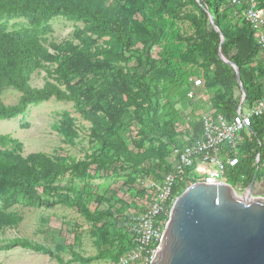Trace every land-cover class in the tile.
I'll list each match as a JSON object with an SVG mask.
<instances>
[{
	"label": "trees",
	"instance_id": "1",
	"mask_svg": "<svg viewBox=\"0 0 264 264\" xmlns=\"http://www.w3.org/2000/svg\"><path fill=\"white\" fill-rule=\"evenodd\" d=\"M226 2L0 0V120L15 118L26 113L31 104L51 98L70 100L92 124L95 140L88 158L77 160L44 152L24 156L18 139L0 135V232L9 227L13 218L6 211L21 200L45 208L73 207L96 227L105 226L104 220L116 214L130 218L131 215H124L122 205L126 202L118 191L111 193L114 203L93 212L77 192V196L70 191L44 196L40 190H48L67 173L83 179L122 174L165 177L172 172L177 158L173 163L167 161L164 147L173 152L175 147L182 148L202 136L201 117H194L188 132L182 128L180 112L174 110L176 103L193 104L196 100L189 96L193 73L186 69L188 65L204 68V86L210 94L213 113L231 117L242 101L236 95L240 85L235 68L224 58L239 67L247 104L264 96V70L255 32L244 21L231 22L229 13L233 10ZM187 5L195 12L184 11ZM210 15L220 31L215 29ZM57 16L83 22L85 27L64 42L48 41L45 36L51 27L46 23ZM22 17L32 26L10 30L2 22ZM177 19L190 21L195 34L185 35L176 29ZM104 38L108 39L99 44ZM42 68L48 70L50 80L41 88L33 87L32 76ZM7 86L22 92L16 104L8 105L2 100ZM132 124L139 126L137 133L141 137L128 144L126 136ZM251 128L252 135H245L239 145V163L227 174V182L234 188L264 181V117L254 118ZM57 129L65 142L75 143L78 132L70 112H63ZM192 170L187 168L176 179L172 197L197 181L191 176ZM118 238V245L108 253L87 257L74 253L71 261L91 263L108 255L118 261L134 246L130 232ZM16 247L43 252L65 262L52 247L26 237L0 243L5 250Z\"/></svg>",
	"mask_w": 264,
	"mask_h": 264
},
{
	"label": "rangeland",
	"instance_id": "2",
	"mask_svg": "<svg viewBox=\"0 0 264 264\" xmlns=\"http://www.w3.org/2000/svg\"><path fill=\"white\" fill-rule=\"evenodd\" d=\"M183 8L188 13L195 12L190 5ZM240 14L241 12L236 13L235 11L229 13V19L233 24L242 22ZM2 22H6L10 30L32 26L30 21L23 17ZM46 26L51 27L45 36L48 41L61 43L71 39L73 33L77 29H83L85 24L57 16L50 19ZM175 27L185 35L195 34V29L188 20L177 19ZM107 39L99 40V44ZM186 69L193 73L189 79L190 83L194 77L203 78L202 86L196 89L193 97L196 99L194 103L183 104L180 102L176 103L174 107V110L179 111L183 118L184 126L182 128L191 132L189 124L194 117L200 118L204 114L215 112V110L211 105L210 94L204 86V68L190 64ZM48 80H50L48 70L46 68L38 69L32 76L31 85L41 88ZM21 95L22 92L17 88L7 86L2 92L1 98L5 104L11 105L16 104ZM236 95L243 99L244 93L241 87L236 90ZM65 111L70 112L75 120V129L78 135L75 137L74 144L65 142L64 136L57 129ZM171 111L173 112V110ZM91 126L92 124L76 111L72 101L51 98L47 101L31 104L26 113L15 118L1 119L0 135H10L18 139L23 144L24 156L34 152H44L50 156L64 155L77 160H85L95 147V140L91 135ZM138 129L139 126L131 125V132L126 136L128 144H132L135 138L141 137L137 133ZM164 149L167 161L173 163L175 155L171 152L172 149L170 147H164ZM225 179L227 180V177ZM163 180L164 176L140 174L106 175L82 179L67 173L53 186L48 187V190L41 189L40 192L44 196H52L57 191H70L74 196H77L78 193L93 212H98L114 203L111 193L118 191L119 197L125 199L126 202L122 205V208H125L124 215L129 217L139 213L141 209H146L155 197L156 190ZM143 191H146L147 194L142 195L141 192ZM236 191L240 195L244 192V190L239 191L237 189ZM253 195L264 197V181L255 184ZM116 205L121 209L120 203ZM6 213H11L13 218L9 227L0 232V243L14 237H26L52 247L56 253L62 255L65 262L61 263L43 252L16 247L11 250L0 248V264H118L110 255L91 263L71 261V258L74 253H80L86 257L108 253L116 248L115 245H118L119 236L126 237L129 234L128 223L130 218L116 214L104 220L105 226L96 227L77 209L65 205L45 208L31 206L25 200H21ZM52 239H57V241H52Z\"/></svg>",
	"mask_w": 264,
	"mask_h": 264
},
{
	"label": "water",
	"instance_id": "3",
	"mask_svg": "<svg viewBox=\"0 0 264 264\" xmlns=\"http://www.w3.org/2000/svg\"><path fill=\"white\" fill-rule=\"evenodd\" d=\"M224 60L235 68L246 101L239 67ZM254 186L240 195L228 182L191 184L172 204L150 264H264V197L253 195Z\"/></svg>",
	"mask_w": 264,
	"mask_h": 264
},
{
	"label": "built area",
	"instance_id": "4",
	"mask_svg": "<svg viewBox=\"0 0 264 264\" xmlns=\"http://www.w3.org/2000/svg\"><path fill=\"white\" fill-rule=\"evenodd\" d=\"M227 7L236 13L241 12L242 21L254 30L264 70V0H228ZM191 81L193 88L189 96L194 97L203 78L194 77ZM262 116L264 96L252 104L242 100L231 117L223 113L202 115V136L182 148L173 149L177 158L174 170L164 177L146 209L130 217L128 227L134 246L119 257L118 264H150L162 239L166 217H169L176 199L172 197L176 179L192 167L191 176L197 181L208 184L227 182L228 172L239 163L240 143L245 135H252L254 118ZM256 162L259 163V157ZM235 189L246 190L241 186Z\"/></svg>",
	"mask_w": 264,
	"mask_h": 264
},
{
	"label": "crops",
	"instance_id": "5",
	"mask_svg": "<svg viewBox=\"0 0 264 264\" xmlns=\"http://www.w3.org/2000/svg\"><path fill=\"white\" fill-rule=\"evenodd\" d=\"M262 117H264V116H262ZM248 136V135H247Z\"/></svg>",
	"mask_w": 264,
	"mask_h": 264
},
{
	"label": "bare ground",
	"instance_id": "6",
	"mask_svg": "<svg viewBox=\"0 0 264 264\" xmlns=\"http://www.w3.org/2000/svg\"><path fill=\"white\" fill-rule=\"evenodd\" d=\"M177 198V197H176Z\"/></svg>",
	"mask_w": 264,
	"mask_h": 264
}]
</instances>
